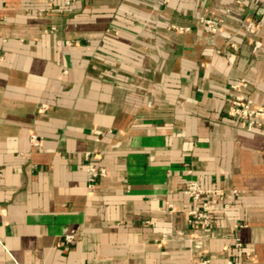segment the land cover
<instances>
[{
	"label": "crops",
	"instance_id": "crops-1",
	"mask_svg": "<svg viewBox=\"0 0 264 264\" xmlns=\"http://www.w3.org/2000/svg\"><path fill=\"white\" fill-rule=\"evenodd\" d=\"M47 4L0 0V264H264V120L228 115L264 103V0Z\"/></svg>",
	"mask_w": 264,
	"mask_h": 264
},
{
	"label": "built area",
	"instance_id": "built-area-1",
	"mask_svg": "<svg viewBox=\"0 0 264 264\" xmlns=\"http://www.w3.org/2000/svg\"><path fill=\"white\" fill-rule=\"evenodd\" d=\"M59 0H47V6L40 9V14L48 10H53ZM66 6H71L74 0H63ZM206 23L210 24L212 30H216V26L211 20L205 19ZM253 29L254 24L249 25ZM181 31L183 28L176 27ZM247 87L246 81H239L232 85L236 94L232 99L231 107L228 115L236 120L243 128L254 130L263 125L264 120V103H255L251 98L245 95L244 89ZM31 142L34 146L40 145V138L37 134L31 136ZM86 171L88 174V183L90 188H94L96 183L103 177L107 176V169L104 166L98 165L92 157L87 158ZM237 192V191H235ZM184 193L192 200L193 206L188 209V221L191 225L197 228H209L212 225V211L215 207V201L223 200L225 192L220 188L206 189L201 180L191 179L186 182ZM77 234L71 232L65 236V240L73 242ZM237 248H244V241L241 237L237 238L235 243ZM248 257H251V252H246ZM193 264H213L210 257L195 259Z\"/></svg>",
	"mask_w": 264,
	"mask_h": 264
}]
</instances>
